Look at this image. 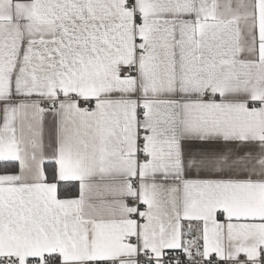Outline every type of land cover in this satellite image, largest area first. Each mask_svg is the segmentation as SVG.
I'll use <instances>...</instances> for the list:
<instances>
[{
    "label": "snow or ice",
    "instance_id": "obj_1",
    "mask_svg": "<svg viewBox=\"0 0 264 264\" xmlns=\"http://www.w3.org/2000/svg\"><path fill=\"white\" fill-rule=\"evenodd\" d=\"M0 264H264V0H0Z\"/></svg>",
    "mask_w": 264,
    "mask_h": 264
}]
</instances>
